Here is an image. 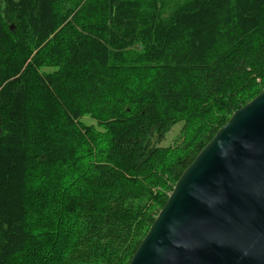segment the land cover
<instances>
[{
    "label": "trees",
    "instance_id": "trees-1",
    "mask_svg": "<svg viewBox=\"0 0 264 264\" xmlns=\"http://www.w3.org/2000/svg\"><path fill=\"white\" fill-rule=\"evenodd\" d=\"M263 89L264 0H0V264H128Z\"/></svg>",
    "mask_w": 264,
    "mask_h": 264
},
{
    "label": "water",
    "instance_id": "water-1",
    "mask_svg": "<svg viewBox=\"0 0 264 264\" xmlns=\"http://www.w3.org/2000/svg\"><path fill=\"white\" fill-rule=\"evenodd\" d=\"M128 264H264V89L186 168Z\"/></svg>",
    "mask_w": 264,
    "mask_h": 264
},
{
    "label": "rangeland",
    "instance_id": "rangeland-1",
    "mask_svg": "<svg viewBox=\"0 0 264 264\" xmlns=\"http://www.w3.org/2000/svg\"><path fill=\"white\" fill-rule=\"evenodd\" d=\"M84 122L88 125L94 124V121H92L90 118H85ZM183 122H178L174 124L170 130L165 134L162 141L159 143L160 146H171L172 144L176 143L178 141V135L180 133V130L182 128Z\"/></svg>",
    "mask_w": 264,
    "mask_h": 264
}]
</instances>
